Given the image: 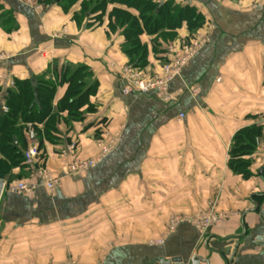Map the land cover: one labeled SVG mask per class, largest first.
<instances>
[{"label":"crops","instance_id":"1","mask_svg":"<svg viewBox=\"0 0 264 264\" xmlns=\"http://www.w3.org/2000/svg\"><path fill=\"white\" fill-rule=\"evenodd\" d=\"M41 1L1 0L18 27L0 26V83L52 82L55 110L68 88L61 83L66 66L85 67L96 90L79 110L82 119L67 122L68 112L60 113L57 142H45L48 166L61 178L57 193L42 186L32 195L4 192L0 264H191L195 257L199 264H264V152L256 146L238 159L243 166L230 165L235 135L264 124V0H185L205 16L196 33L210 42L172 82L171 103L154 93L122 94L119 72L132 65L107 17L79 24L82 1L66 10ZM188 38L184 24L174 43ZM141 40L150 50L143 71L152 74L167 61L165 51H153L154 37ZM108 137L116 145L97 166L69 175L63 150L73 145L80 160L91 159ZM210 210L225 217L206 232L188 223L169 230L173 216Z\"/></svg>","mask_w":264,"mask_h":264},{"label":"trees","instance_id":"2","mask_svg":"<svg viewBox=\"0 0 264 264\" xmlns=\"http://www.w3.org/2000/svg\"><path fill=\"white\" fill-rule=\"evenodd\" d=\"M79 1L81 11L75 21L89 20L88 26L102 24L108 18L109 31L119 32L124 42L123 53L129 63L140 70L148 65L149 46L141 38L154 37V52H163L174 43L177 31L185 24L190 37L206 24V18L198 7L185 0H42L46 5L59 4L69 9ZM111 8V9H110ZM89 18V19H88ZM0 26L11 32L18 25L11 11L4 10L0 0ZM162 46H164L162 48ZM159 48V50H157ZM61 83L68 85L63 97L54 109L56 85L38 78L17 79L14 86L4 89L0 83V107L8 111L0 113V180L7 186L24 180L27 174L24 154L31 145H37L46 155L45 142L54 145L60 122V113L67 111V122L82 119L80 108L89 103L95 94L96 84L85 67L66 66ZM34 126V135L29 134L28 125ZM263 125H253L240 130L233 139L230 150V165L243 166L239 158L255 151L257 141L263 135ZM241 173V170H239Z\"/></svg>","mask_w":264,"mask_h":264},{"label":"built area","instance_id":"3","mask_svg":"<svg viewBox=\"0 0 264 264\" xmlns=\"http://www.w3.org/2000/svg\"><path fill=\"white\" fill-rule=\"evenodd\" d=\"M160 3L162 0H156ZM191 1V0H190ZM211 30V27H209ZM210 42L209 34L196 33L188 40L176 42L168 45L163 53L166 62L163 63L152 74L137 69L133 66H125L119 72L122 79L123 95L154 93L157 99L163 103L175 101V95L170 92L172 82L181 76L182 71L189 65L192 59ZM4 55L0 54V61L4 60ZM220 81V80H219ZM188 94L195 97L199 93L196 87H186ZM3 112H7V107L3 104ZM185 113L178 115V120L185 119ZM29 134L34 135L32 124L26 127ZM116 145V140L110 137L99 140L100 154L94 158L80 160L75 154V147L72 145L67 150L61 152V158L68 165L69 175H79L89 171L98 165L101 160L112 151ZM257 150L264 152V139L257 141ZM42 152L37 145H31L24 154L27 176L24 180L7 186L4 192L17 195H32L37 187H44L50 195H55L61 185V178L57 177L54 171L48 166L47 159L41 155ZM70 158V159H69ZM225 216L210 210L207 214H199L195 217L174 216L169 222V230L173 231L181 224L188 223L201 232H206L212 226L218 224ZM155 245L163 244V240H158ZM61 264H80L74 260H68Z\"/></svg>","mask_w":264,"mask_h":264},{"label":"water","instance_id":"4","mask_svg":"<svg viewBox=\"0 0 264 264\" xmlns=\"http://www.w3.org/2000/svg\"><path fill=\"white\" fill-rule=\"evenodd\" d=\"M56 1H59V0H56ZM3 112V109L0 107V113ZM5 182L3 180H0V200L3 196V193H4V187H5ZM262 219L264 221V211H262ZM161 264H182V260L181 259H173V261H161L160 262ZM191 264H199V262L197 261L196 257L192 259V262Z\"/></svg>","mask_w":264,"mask_h":264},{"label":"rangeland","instance_id":"5","mask_svg":"<svg viewBox=\"0 0 264 264\" xmlns=\"http://www.w3.org/2000/svg\"><path fill=\"white\" fill-rule=\"evenodd\" d=\"M192 36H193V35H192ZM163 47H164V46H162V48H163ZM157 50H159V48H158ZM39 149H40V148H39ZM41 152H42V151H41ZM26 176H27V174H26ZM25 178H26V177H25ZM25 178H24V179H25ZM198 215H199V213L194 214V215H192V216H189V215H187V216L185 215V216H186V217H191V218H192V217H195V216H198ZM173 217H174V216H173ZM76 262H77V261H76Z\"/></svg>","mask_w":264,"mask_h":264}]
</instances>
